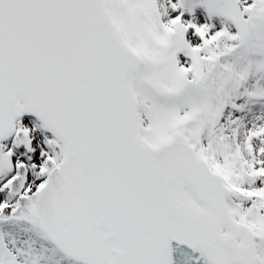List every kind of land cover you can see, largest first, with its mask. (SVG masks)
Here are the masks:
<instances>
[{
	"label": "snow or ice",
	"instance_id": "snow-or-ice-1",
	"mask_svg": "<svg viewBox=\"0 0 264 264\" xmlns=\"http://www.w3.org/2000/svg\"><path fill=\"white\" fill-rule=\"evenodd\" d=\"M0 264H264V0H0Z\"/></svg>",
	"mask_w": 264,
	"mask_h": 264
}]
</instances>
